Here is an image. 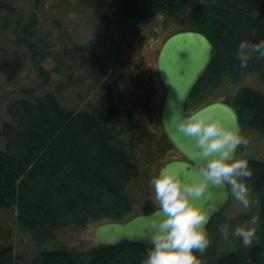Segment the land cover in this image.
I'll list each match as a JSON object with an SVG mask.
<instances>
[{"label": "trees", "instance_id": "obj_1", "mask_svg": "<svg viewBox=\"0 0 264 264\" xmlns=\"http://www.w3.org/2000/svg\"><path fill=\"white\" fill-rule=\"evenodd\" d=\"M84 1L110 25L144 24L161 16L164 25L171 22L183 29L178 32L204 34L214 56L188 98L187 112L222 99L236 110L243 130L264 136V92L241 85L246 75L262 81L264 58L253 55L245 66L238 57L241 40L264 39V0ZM16 15L9 0H0V19L17 26L16 36L3 37L0 45V74L8 84L15 82L27 53L37 50L31 39L38 19L31 17L18 31L24 21H15ZM59 42V50L38 53L41 59L55 61L52 71L38 67L39 84H51L55 74L60 78L54 88L57 95L74 86L84 87V93L73 109L61 106L56 95L35 98L32 91L22 95L33 101L9 104L13 123H4L1 129L6 146L0 151V216L11 215L16 228L40 249L33 264H142L151 246L96 245L80 252L53 244L56 232L64 227L126 221L135 206L132 187L172 148L165 134L158 140L149 138L139 108L123 94L121 86L135 74L133 64L140 67L139 63L127 55L128 63L123 52L108 74L95 49L81 48L65 36ZM124 43L119 37L117 48L124 51ZM144 66L138 69V81L150 77ZM240 148L237 155L242 154ZM246 156L253 171L247 179L260 216L253 244L246 247L234 237L225 240L215 217L207 227L211 243L199 253L203 264H264V159ZM154 210L151 199L142 202L141 214ZM12 251L8 244L0 248V264H12Z\"/></svg>", "mask_w": 264, "mask_h": 264}, {"label": "rangeland", "instance_id": "obj_2", "mask_svg": "<svg viewBox=\"0 0 264 264\" xmlns=\"http://www.w3.org/2000/svg\"><path fill=\"white\" fill-rule=\"evenodd\" d=\"M9 1L17 9V15L13 19L15 21L18 19H21L22 22L24 21L18 31H21L24 23L31 17L35 16L38 19L37 27L35 28L36 32L31 39L37 45V50L27 53L23 68L15 82L6 83L4 77L0 74V151H4L6 146V141L1 133L2 125L4 123H13L8 114L9 104L21 99L34 100L31 96L22 95V92L32 91L35 98H41L44 95H56L60 105L68 109H73L77 104L78 96L84 93V87L79 86L76 88L74 86L57 95L54 88L59 83L60 78L55 74L51 75V84L45 87H41L39 84L38 67L52 71L55 61L50 57L41 59L38 53L59 50L60 36L68 37L72 43L77 44L81 48L95 49L103 60L108 74L114 72L115 67L119 63L117 57L119 58L123 52L128 63L127 55L131 57V60L133 59L134 63L140 64V67L133 64L132 70L135 74L121 88L124 90L123 94L127 97L130 105H135L139 108L138 117L140 122L144 124L149 138L160 139L161 134H164L161 124V110L166 91L158 78L157 57L165 40L183 29L171 22L164 25L161 16L154 17L144 24L125 23L123 24L125 26L110 25L101 21L84 0ZM203 1L205 2L206 0ZM16 27L12 21L5 25L4 21L0 19V45H3V37L7 36L9 39H13L16 36L13 33ZM119 37L125 38L124 44L126 45L124 46L126 49L124 51H122V48H117L116 42H118ZM139 51L142 53L141 55H138ZM142 62L144 64L141 65ZM143 65H145L146 70L150 71V77L147 81L142 79L138 81V76L136 75H138V69L140 70ZM261 79L262 81L257 76L246 75L242 79L241 85L259 88L264 92V77ZM202 106L204 104L199 107ZM243 135L248 138L249 144L246 148L241 145L240 153L264 159V136L257 131L248 129L243 130ZM147 142L150 143V140L147 139ZM180 159H182L181 156L172 147L153 164L151 170L144 174L143 179L134 184V186L132 185L131 196L135 206L133 212L126 219L141 214V205L145 199H151L156 209H159L153 198L154 191L151 179L167 162ZM257 208V204L253 203L250 209H245L242 205H238L234 197L231 196L228 207L219 217H216L218 226L224 223H231L235 227L256 214ZM0 220L10 224L13 228V235L8 243L13 250L12 264H33L38 257L40 249L34 246L28 235L21 233L16 228L11 215L5 213L0 216ZM107 221L104 220L83 228L73 226L61 228L56 232L53 244L57 247L65 246L80 252L88 251L97 245L94 237L95 228ZM214 226L216 227L217 225L215 224ZM233 239L241 241L237 237ZM217 241L219 243L223 242L220 239Z\"/></svg>", "mask_w": 264, "mask_h": 264}, {"label": "clouds", "instance_id": "obj_3", "mask_svg": "<svg viewBox=\"0 0 264 264\" xmlns=\"http://www.w3.org/2000/svg\"><path fill=\"white\" fill-rule=\"evenodd\" d=\"M253 55L264 58V39L240 41L241 64L246 66ZM173 116L180 117L179 107L173 109ZM176 125L196 138L199 155L206 162L191 181L170 165L161 167L152 177L153 198L159 211L143 225L148 230L145 236L150 238L151 247L142 264H203L199 253L211 243L207 222L212 213L198 200L213 199V185L228 188L237 204L245 209L255 203L247 179L253 175L249 160L246 154L236 155L241 145L246 148L249 144L240 130L226 125L208 105L183 113L176 119ZM259 220L260 216L254 214L234 228L231 223H224L219 230L225 240L237 237L247 247L253 244Z\"/></svg>", "mask_w": 264, "mask_h": 264}, {"label": "water", "instance_id": "obj_4", "mask_svg": "<svg viewBox=\"0 0 264 264\" xmlns=\"http://www.w3.org/2000/svg\"><path fill=\"white\" fill-rule=\"evenodd\" d=\"M213 56V46L204 34L197 31H181L165 40L157 57L158 78L166 91L161 110V124L168 141L182 158L169 161L163 167L170 165L188 181L198 176L199 169L206 159L203 160L199 155L200 149L196 146V138L180 130L176 125V119L187 112L188 98L200 77L210 66ZM206 105L210 106V110L215 112L226 125L242 132L238 114L231 105L223 101ZM175 107H179L180 117L174 118ZM212 187L215 192L213 199L201 197L198 200L201 206L212 213L207 227L213 218L224 211L231 200L228 188L214 185ZM158 211L159 209H156L148 214H139L122 222L107 221L99 224L94 231L96 244L109 247L124 243L151 246L150 238L145 236L148 230L143 225ZM12 235V226L0 221V248L10 242Z\"/></svg>", "mask_w": 264, "mask_h": 264}, {"label": "flooded vegetation", "instance_id": "obj_5", "mask_svg": "<svg viewBox=\"0 0 264 264\" xmlns=\"http://www.w3.org/2000/svg\"><path fill=\"white\" fill-rule=\"evenodd\" d=\"M241 127H242V126H241ZM242 134H243V128H242ZM237 152H238V149H237ZM236 155H237V153H236ZM230 201H231V200H230ZM229 204H230V203H229ZM229 204H228V205H229ZM227 207H228V206H227ZM227 207H226V208H227ZM226 208H225V209H226ZM225 209H224V210H225Z\"/></svg>", "mask_w": 264, "mask_h": 264}]
</instances>
